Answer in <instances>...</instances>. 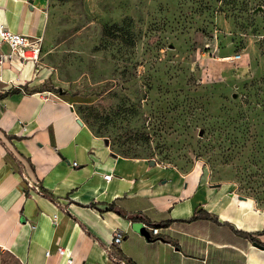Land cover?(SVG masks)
<instances>
[{"label":"rangeland","instance_id":"obj_1","mask_svg":"<svg viewBox=\"0 0 264 264\" xmlns=\"http://www.w3.org/2000/svg\"><path fill=\"white\" fill-rule=\"evenodd\" d=\"M45 12L47 88L96 136L181 174L200 167L264 208V0H46Z\"/></svg>","mask_w":264,"mask_h":264},{"label":"crops","instance_id":"obj_2","mask_svg":"<svg viewBox=\"0 0 264 264\" xmlns=\"http://www.w3.org/2000/svg\"><path fill=\"white\" fill-rule=\"evenodd\" d=\"M45 11L46 0H0V27L43 38ZM0 77L2 250L22 264H264L254 199L212 185L200 167L181 174L117 154L48 90L43 61L6 63ZM200 210L210 217L194 220Z\"/></svg>","mask_w":264,"mask_h":264},{"label":"built area","instance_id":"obj_3","mask_svg":"<svg viewBox=\"0 0 264 264\" xmlns=\"http://www.w3.org/2000/svg\"><path fill=\"white\" fill-rule=\"evenodd\" d=\"M43 38L31 37L28 35L13 33L5 27H0V68L4 67L6 63L19 61L21 64L33 63L38 64L42 55ZM6 49V51H5ZM2 78L0 77V81ZM77 166V165H76ZM112 175L105 176L107 181H110ZM33 187V185H31ZM39 191V188L36 187ZM153 236H158L160 230L151 228ZM124 239L123 231H117L113 238V244L119 245ZM58 255H64L65 249L59 247L57 250ZM50 252H47V256Z\"/></svg>","mask_w":264,"mask_h":264},{"label":"trees","instance_id":"obj_4","mask_svg":"<svg viewBox=\"0 0 264 264\" xmlns=\"http://www.w3.org/2000/svg\"><path fill=\"white\" fill-rule=\"evenodd\" d=\"M5 96H6V94L0 95V99L4 98ZM111 147H112V144H111ZM112 149H113V147H112ZM109 209L117 212L120 215H125L120 210H118L115 205H110ZM208 217H210L208 213L200 210L194 215L193 219L197 220V219L208 218ZM131 219H133L134 221H140V220L143 221L140 217H134ZM155 226H157V228H161L163 226V224H160V225L158 224ZM240 234L245 236L246 238H249L253 242H257V240L255 238H253V236L250 233L240 232ZM262 246L264 247V244H262ZM2 255L6 258V260H4L5 263L8 262L9 264H22L14 255H12L11 253H9L7 251H5Z\"/></svg>","mask_w":264,"mask_h":264},{"label":"water","instance_id":"obj_5","mask_svg":"<svg viewBox=\"0 0 264 264\" xmlns=\"http://www.w3.org/2000/svg\"><path fill=\"white\" fill-rule=\"evenodd\" d=\"M80 124H81V122H80ZM203 135V132L200 134V136H202ZM106 144H109V139H106ZM156 163H155V161H151V165H155ZM138 229V228H137ZM139 231H142V229H139ZM256 246L257 247H259V248H261V249H263L264 247L263 246H261V245H259V244H256Z\"/></svg>","mask_w":264,"mask_h":264}]
</instances>
